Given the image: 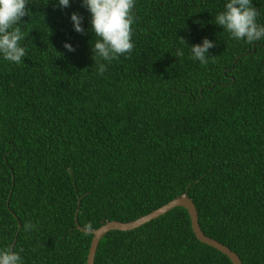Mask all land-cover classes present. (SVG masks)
<instances>
[{"label": "trees", "instance_id": "1", "mask_svg": "<svg viewBox=\"0 0 264 264\" xmlns=\"http://www.w3.org/2000/svg\"><path fill=\"white\" fill-rule=\"evenodd\" d=\"M28 2L27 56L0 54V250L17 232L23 264H85L91 234L76 226L133 220L185 193L206 236L264 264V39L215 23L229 0H135L134 48L108 61L82 0ZM252 3L264 25V0ZM204 38L206 66L190 49ZM93 264L231 263L176 206L107 231Z\"/></svg>", "mask_w": 264, "mask_h": 264}, {"label": "clouds", "instance_id": "2", "mask_svg": "<svg viewBox=\"0 0 264 264\" xmlns=\"http://www.w3.org/2000/svg\"><path fill=\"white\" fill-rule=\"evenodd\" d=\"M28 0H0V54L6 61L19 65L23 58L27 56L26 49L20 42L24 39V33L18 26L21 18L28 14ZM61 8L70 6L69 0H58ZM135 0H82V6L86 7L91 14V30L100 39L94 44L97 54L108 61L116 59L121 55L131 53L134 48L132 42L134 23L133 8ZM260 15L257 8L253 6L252 0H229L225 5V10L216 16V24L223 27L237 40L244 39L248 43L264 39V25L257 23ZM73 28L78 33H83V17L73 12L70 16ZM182 44H186L183 38H179ZM215 44L204 38L201 44L190 47L192 57L206 66L210 59L207 55L210 48ZM64 48L69 52L75 48L65 43ZM93 50V49H92ZM177 56L184 53L178 50ZM106 71L105 65L98 66V73ZM25 231L34 230L36 225L32 222H25ZM92 225H85V234L91 230ZM9 246L0 250V264H23L20 252Z\"/></svg>", "mask_w": 264, "mask_h": 264}, {"label": "water", "instance_id": "3", "mask_svg": "<svg viewBox=\"0 0 264 264\" xmlns=\"http://www.w3.org/2000/svg\"><path fill=\"white\" fill-rule=\"evenodd\" d=\"M12 180V177H11ZM181 206L183 207L188 215L189 223H190V229L194 235V237L201 243L206 244L215 250L219 251L221 254L225 255L227 259L230 261L231 264H241L238 256L234 251L229 249L224 244L218 242L217 240L206 236L200 229L197 221V213L195 206L193 202L190 200L189 197L186 196L185 193L182 195H179L177 197H174L170 199L169 201L165 202L164 204L156 207L155 209L147 212L144 215H141L133 220H129L126 222H121L117 220H110L106 221L100 226L89 230L87 233L91 234V238L89 241L86 257H85V264H93L94 254L96 250L97 243L99 239L109 230H121L126 231L133 228H136L143 223L154 219L155 217L165 213L166 211L170 210L173 207ZM77 209L74 211V217L76 215ZM75 220V219H74ZM79 230L85 232L86 229L80 228L79 226H76ZM17 229H19V224L17 223ZM17 232H15V235L13 237V241L10 246L13 245L15 241V236Z\"/></svg>", "mask_w": 264, "mask_h": 264}]
</instances>
